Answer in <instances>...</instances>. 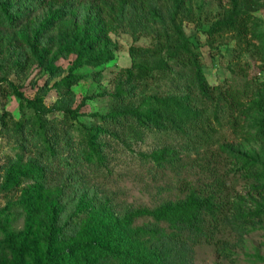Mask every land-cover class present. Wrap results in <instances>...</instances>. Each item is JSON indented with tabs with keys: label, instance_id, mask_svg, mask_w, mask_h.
<instances>
[{
	"label": "trees",
	"instance_id": "obj_1",
	"mask_svg": "<svg viewBox=\"0 0 264 264\" xmlns=\"http://www.w3.org/2000/svg\"><path fill=\"white\" fill-rule=\"evenodd\" d=\"M46 0H24L31 9L45 5ZM68 7L84 0H54ZM118 0H93L91 12L99 15L115 9ZM146 4L147 0H134ZM225 10L205 30L210 50L218 38L230 34L240 47V54L253 50L264 71V34L260 31L261 20L255 14L264 8V0H225ZM12 2L0 0V25L15 27L22 15L11 13ZM174 11L169 25L157 30L155 52H165V62L159 65L164 74H174L179 67L186 79L183 94H148L137 105L122 104L108 113H90L104 125L128 123L138 128H173L196 147H203L200 166L207 169L206 177L199 187H191L188 193L176 200L162 202L155 207H139L122 212L113 208L85 209V202L97 204L98 193L82 194L74 211L62 217L51 209L47 187H50L46 167L37 162H27L15 174L17 183L35 179L32 186L23 187V197L0 209V217H14V208H22L27 218V231L9 228L0 238V264H193V252L201 243L213 244L219 257L233 261L235 252L220 237L226 232H250L254 223L264 219V89L240 88L231 82L211 84L202 68L196 46L186 36L183 28L185 8L190 0H172ZM69 28L67 27L68 30ZM4 38H0V42ZM43 53L49 51L45 41ZM87 50L92 56L80 55L62 79L68 97L59 109L71 120L83 113L80 105L72 107V87L82 80L75 72L84 66H98L114 59V48L102 45L94 33L79 31L76 36L62 43L50 61ZM28 58L23 61L26 63ZM136 69L140 82H148L153 67L146 62L133 63L126 70L130 77ZM264 85V84H263ZM17 93L20 104L26 102L23 92L5 79L0 80V99H7L11 92ZM115 100L123 102L130 95L127 90L117 89ZM28 104L36 111L50 110ZM227 127L235 140L220 138ZM100 128L84 125L78 135L66 130L65 150L69 155L51 147L41 150L40 158L77 168L102 169L107 164L106 141ZM47 145H53L45 131H39ZM218 138V139H217ZM213 145H217L213 148ZM236 145H243L238 148ZM246 145H251L247 147ZM176 153L171 148H161L151 153H141L144 159L162 164ZM63 160V162H62ZM242 179L246 193L232 194L228 179ZM249 202H254L250 207ZM105 207V205H104ZM83 214V215H82ZM82 215V216H81ZM147 221L138 224L137 221ZM1 222V221H0ZM34 235V237H32ZM259 259L264 260L261 255ZM31 259L32 263L28 262ZM215 264H223L218 260Z\"/></svg>",
	"mask_w": 264,
	"mask_h": 264
},
{
	"label": "rangeland",
	"instance_id": "obj_2",
	"mask_svg": "<svg viewBox=\"0 0 264 264\" xmlns=\"http://www.w3.org/2000/svg\"><path fill=\"white\" fill-rule=\"evenodd\" d=\"M24 0L12 2L11 13L22 15L15 27L0 25V80L11 82L27 100L37 107L50 110L36 111L26 102L21 105L17 93L11 89L7 99H0V209L19 201L24 186L35 185L36 180L18 184L14 177L27 162H37L48 170L50 187H47L51 209L62 217L69 216L75 209L78 198L86 193H98L97 204L85 202V209L113 208L122 212L139 207H155L168 200L184 197L191 187H199L207 181L206 171L200 166L203 147L192 145L185 135L173 128H138L128 123H108L89 114L108 113L122 104H139L148 94L168 95L185 92L183 69L164 74L159 65L165 62V52H155L157 30L167 27L174 6L172 0H147L146 4L134 0H118L115 9L97 15L91 12L93 0H84L73 6L64 2L46 0L45 5L31 9ZM225 0H190L185 8L183 28L193 42L200 56V62L207 80L213 84L231 82L240 88L264 89V71L253 50L240 54V47L230 34L218 38L210 50L205 35L211 23L222 15ZM261 20L260 31L264 34V8L255 12ZM67 27L69 28L68 30ZM79 31L94 33L95 37L114 48V59L98 65H84L75 70L82 80L72 87V107L80 105L83 113L76 120L68 118L59 106L68 97L62 79L69 72L73 62L80 56L94 53L84 50L50 61L60 45L76 36ZM45 41L49 51L43 53ZM28 58L25 63L23 60ZM146 62L153 67L152 77L140 82L133 69L128 76L126 70L133 63ZM128 91L130 97L122 103L115 100L118 88ZM100 128L106 141L107 164L102 169L84 167L72 168L57 162L40 158L41 150L48 147L58 155H69L65 150L66 130L78 135L82 127ZM45 131L53 145H47L39 131ZM220 138L235 140L227 127ZM218 139V138H217ZM217 145H213L215 148ZM238 148L243 145H236ZM250 147L251 145H246ZM171 148L176 153L159 164L141 157L156 149ZM204 157V156H203ZM63 162V160H62ZM230 193H246L242 179H228ZM77 199V200H76ZM105 205V207H104ZM250 207L254 202H249ZM83 215V214H82ZM81 215V216H82ZM14 217L8 220L0 217V238L9 228L27 231V218L22 208H14ZM146 219L137 221L138 224ZM250 232H226L221 238L227 241L235 252V261L219 257L213 244L201 243L195 246L193 264H264V219L254 223ZM34 237V235L32 236ZM32 263L31 259H28Z\"/></svg>",
	"mask_w": 264,
	"mask_h": 264
}]
</instances>
